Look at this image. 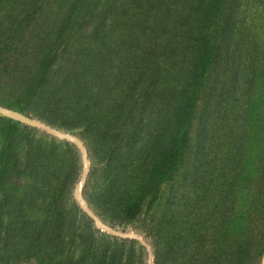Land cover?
Instances as JSON below:
<instances>
[{
	"label": "trees",
	"instance_id": "trees-1",
	"mask_svg": "<svg viewBox=\"0 0 264 264\" xmlns=\"http://www.w3.org/2000/svg\"><path fill=\"white\" fill-rule=\"evenodd\" d=\"M245 3L24 0L22 4L28 10L37 11L45 6L53 19L51 35L55 13L67 7L56 35L62 37L64 32L79 26L78 50L68 53V63L53 72L51 68L61 48L59 40L31 45L26 44L25 37L13 46L2 43L0 53L9 55L31 48L37 50L35 53L42 52V59H34L25 66L34 70L24 76L28 81L21 100L40 98L50 116L49 123L59 120L63 127L81 128L97 149L109 157L101 196L110 208L132 218L147 197L156 196L162 182L173 180L184 165L197 119L200 121L194 140L196 149L203 156L215 149L214 163L220 169L233 163L230 155L241 149L234 127L239 116L235 118L231 107L223 103L235 94L241 74L249 81L258 70L254 65V72L243 71L245 65L249 67L250 51L255 57L253 36L246 33L250 27L246 28L242 15ZM88 26H93L90 32ZM37 27L38 24L33 25V34L43 36ZM258 53L264 55L261 48ZM211 81L217 95L214 108L207 104ZM14 109L25 113L21 107ZM214 110L220 115L223 111V117L226 113L231 119L215 115L210 126L209 115ZM6 119L11 130L19 123ZM249 194L250 191L243 192V197ZM229 195L235 201L232 184ZM263 206L264 197L260 195H251V200L243 205L238 221L241 246L247 242L250 223L256 222L252 212L259 214ZM233 209L234 206L227 208V219L234 214ZM227 243L228 248H221L219 253L221 263L244 264L250 257L247 249L232 248L230 237Z\"/></svg>",
	"mask_w": 264,
	"mask_h": 264
},
{
	"label": "rangeland",
	"instance_id": "rangeland-1",
	"mask_svg": "<svg viewBox=\"0 0 264 264\" xmlns=\"http://www.w3.org/2000/svg\"><path fill=\"white\" fill-rule=\"evenodd\" d=\"M23 1L0 0V46H13L25 37L26 44L31 45L59 40L61 48L51 68L52 72L59 70L68 63V53L78 50L76 31L80 27L74 26L69 33L57 37L67 9L63 7L59 14L55 13L51 35L53 19L45 6L37 11L28 10ZM245 1L242 15L248 23L245 22L246 28L250 27L246 33L253 36L255 57L250 51L249 58L246 57L250 68L245 65L243 71L254 72L255 65L260 72L256 70V76L249 81L241 74L235 94L223 103L231 107L235 118L239 116L234 127L240 153L230 155L234 162L227 163L224 170L214 163L215 149L201 155L194 142L200 121L197 119L184 165L173 180L162 182L156 196L147 197L132 218L110 208L101 196L109 157L97 149L81 128L63 127L59 120L49 123L50 116L40 98L21 100L28 81L24 76L34 70L25 66L34 59L38 61L42 52L35 53L37 50L31 48L9 55L0 53V104L12 109L21 107L28 116L83 141L89 154L83 187L86 201L105 223L146 240L151 246L152 264H222L219 253L221 248H228L227 237L231 238L232 248L247 249L250 257L244 264H264V206L259 214L252 212L256 222L250 223L244 246L238 225L243 205L251 200V195L264 197V55L258 53V48L264 53V0ZM34 24H38L43 36L33 34ZM92 28L88 26L89 32ZM15 61L20 64L14 66ZM213 86L215 83L209 82L207 104L212 108L217 102ZM215 115L231 119L226 113L223 117V111L220 115L214 110L209 115L210 126ZM83 172L82 154L73 143L20 121L11 130L6 117L0 115V264H149L148 251L138 240L113 235L84 213L75 197ZM231 184L235 201L229 195ZM249 191L243 197V192ZM230 206L235 209L229 220ZM235 253L238 255L237 250Z\"/></svg>",
	"mask_w": 264,
	"mask_h": 264
},
{
	"label": "water",
	"instance_id": "water-1",
	"mask_svg": "<svg viewBox=\"0 0 264 264\" xmlns=\"http://www.w3.org/2000/svg\"><path fill=\"white\" fill-rule=\"evenodd\" d=\"M0 115L14 119L16 121H20L22 123H25V124L30 125V126L35 127V128L43 129V130L47 131L48 133H50V134H52V135H54V136H56L62 140H67V141L73 143L75 146H77V148L80 150V152L82 154V160L84 163V172H83V175L80 179L79 184L76 187L75 197H76V200L81 205L84 213L87 214L98 227L110 232L111 234L116 235V236L121 237V238L138 240L147 249L148 254H149L148 263L152 264L153 256H152L151 246L149 245V243H147L146 240L139 237L138 235H136L133 232H124V231H121V230L105 223L93 211V209L89 206L88 202L86 201L84 194H83V187L85 185L87 175H88V157H89V154H88L87 147L85 146L83 141L78 136L73 135L69 132H65L62 129H59L53 125H50V124H48L42 120L30 117L21 111H18V110L9 108V107H5L1 104H0Z\"/></svg>",
	"mask_w": 264,
	"mask_h": 264
}]
</instances>
